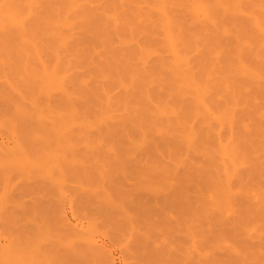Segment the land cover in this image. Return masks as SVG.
Here are the masks:
<instances>
[{
    "label": "rangeland",
    "instance_id": "obj_1",
    "mask_svg": "<svg viewBox=\"0 0 264 264\" xmlns=\"http://www.w3.org/2000/svg\"><path fill=\"white\" fill-rule=\"evenodd\" d=\"M3 1L0 264H264V0Z\"/></svg>",
    "mask_w": 264,
    "mask_h": 264
},
{
    "label": "bare ground",
    "instance_id": "obj_2",
    "mask_svg": "<svg viewBox=\"0 0 264 264\" xmlns=\"http://www.w3.org/2000/svg\"><path fill=\"white\" fill-rule=\"evenodd\" d=\"M0 1H1V0H0ZM2 1H3V0H2ZM4 1H5V0H4ZM4 1H3V2H4ZM8 1H9V0H8ZM14 1H15V0H14ZM70 1L73 2V0H70ZM78 1H80V0H78ZM78 1H77V2H78ZM161 1H163V0H160V2H161ZM10 2H11V1H10ZM30 2H31V1H30ZM30 2H26V3L29 4ZM33 2L36 3L37 1H33ZM158 2H159V1H158ZM160 2H159V3H160ZM8 3H9V2H8ZM35 3H34V4H35ZM159 3H158V4H159ZM163 3H164V2H163ZM198 3H199V2H198ZM1 4H2V3H1ZM13 4H14V3H13ZM13 4H12V5H13ZM75 4H76V3H75ZM161 4H162V3H161ZM200 4H201V2H200ZM200 4H199V6H200ZM25 5H26V4H25ZM29 5H30L29 10H30V9H31V5H32V3L29 4ZM68 5H69V4H68ZM76 5H77V4H76ZM194 5H195V4H194ZM194 5H193V6H194ZM202 5H203V4H202ZM202 5H201V6H202ZM26 6H27V5H26ZM34 6H35V5H34ZM69 6H70V5H69ZM71 6H72V5H71ZM159 6H160V5H159ZM197 6H198V4H197ZM16 7H17V6H16ZM28 7H29V6H28ZM36 7H37V6H36ZM204 7H205V6L203 5L202 8H204ZM14 8H15V7H14ZM24 8H25V7H24ZM70 8H71V7H70ZM72 8H74V7H72ZM202 8H201V10H202ZM205 8H206V7H205ZM205 8H204V9H205ZM20 9H21V7L19 8V10H20ZM27 9H28V8H27ZM32 9H33V8H32ZM159 9H160V8L158 7V11H159ZM206 9H207V8H206ZM17 10H18V9H17ZM21 10H22V9H21ZM161 10L164 11L163 9H161ZM13 11H14V10H13ZM13 11H12V9L8 8V6H7V7H6V6L4 7V5H3V6L0 5V14H1L0 16H1V18H3V22H4L5 20H6V21L8 20L9 22H11V24H12V22H13V23L15 22V24H18V23L20 24V22H22V20L24 19L23 17L27 15V14H25L23 17H21L22 20L19 21V18H20V17H16V15H15V13H14ZM202 11H203V10H202ZM202 11H201V12H202ZM206 11H207V10L203 11V13H204V12L206 13ZM1 12H3V13H1ZM15 12H16V11H15ZM31 12H32V11H31ZM209 12H210V11H209ZM16 13H18V11H17ZM23 13H25V12H23ZM26 13H27V12H26ZM161 13H163V12H160V15H162ZM164 13H165V12H164ZM164 13H163V14H164ZM203 13H202V14H203ZM205 13H204L205 17H206V15L208 16V14H205ZM207 13H208V12H207ZM3 15H4V16H3ZM21 16H22V15H21ZM29 16H30V15H29ZM162 16H164V15H162ZM162 16H161V17H162ZM165 17H167V16H165ZM1 18H0V19H1ZM21 18H20V19H21ZM25 18H26V17H25ZM206 18H207V17H206ZM4 19H5V20H4ZM64 19H65V18H63V20H64ZM163 19L165 20L164 17H163ZM163 19H162V20H163ZM24 20H25V19H24ZM68 20H69V19H68ZM8 21H7V22H8ZM3 22H2V19H1L0 24L3 23ZM59 22H60V21H59ZM62 22H63V21H62ZM62 22H61V23H62ZM168 22H169V21H168ZM4 23H5V22H4ZM64 23L66 24V22H64ZM69 23H70V21H69ZM71 23H72V22H71ZM166 23H167V21H166ZM9 24H10V23H9ZM9 24H8V26H9ZM11 24H10V26H11ZM19 24H18V25H19ZM58 24H60V23H58ZM167 24H168V23H167ZM167 24H166L165 27H167ZM1 25L4 26L3 24H1ZM12 25H13V24H12ZM66 25L68 26L69 24H66ZM74 25H75V24H74ZM163 25H165V24L163 23ZM168 25H170V24H168ZM16 26H17V25H15V27H16ZM24 26H25V25H24ZM60 26H61V24H60ZM62 26H64L63 23H62ZM12 27H13V26H12ZM68 28H69V27H68ZM14 29H16V28H14ZM19 29H23V27H21V25H20V28H19ZM19 29H18V30H19ZM8 30H9V29H8ZM16 30H17V29H16ZM19 31H20V30H19ZM27 31H28V30H27ZM25 33H26V32H25ZM263 33H264V32H263ZM168 36H172V34H171V35L168 34ZM60 39H61V38H60ZM167 39H168V41H169V38H168V37H167ZM170 39L173 40L172 37H171ZM63 41H64V38H63ZM171 42H172V41H171ZM171 42H170V43H171ZM171 44H172L171 46H174V45H175V44H173V43H171ZM169 46H170V45H169ZM169 48H170V47H169ZM173 48H174V47H173ZM140 49H142V48H140ZM145 50H146V49H144L143 51L145 52ZM176 50H178V49H176ZM146 51H149V50H146ZM170 51H172V50H170ZM140 52H141V51H140ZM173 52H174V51H173ZM175 52H176V51H175ZM145 53H146V52H145ZM142 54H144V53H142ZM173 54L175 55V53H173ZM177 55H180V54L178 53ZM177 55H175V56H177ZM175 58H176V57H175ZM177 59H178V56H177ZM187 59H188V58H187ZM173 60H175V59L173 58ZM178 60H179V59H178ZM184 60H185V59H183V61H184ZM175 61H177V60H175ZM178 62H179V61H178ZM178 62H176V64H174L175 62L173 63V64L175 65L174 68L176 69V71L178 70L177 68L179 67V66H177V64L179 65ZM187 62H188V61H187ZM117 66H118V65H117ZM184 66L186 67V64H185ZM114 67H115V66H113V68H114ZM119 67H120V65L118 66V68H119ZM123 67H124V66H123ZM187 68H189V67H187ZM187 68H186V69H187ZM119 69H120V68H119ZM119 69H118V70H119ZM182 69L184 70L185 68H182ZM124 70H126V68H124ZM132 70H133V69H132ZM135 70H136V69H135ZM173 70H174V69H173ZM104 71H105V70H104ZM106 71H108V70L106 69ZM111 71L113 72L112 69H111ZM111 71H108V72H111ZM179 71H180V69H179ZM189 71H190V69H189ZM129 72H130V71H129ZM184 72H185V71H184ZM104 73H105V72H104ZM182 73H183V71H182ZM186 73H187V72H185V75H186ZM113 74H114V72H113ZM51 75H52V74H51ZM110 75H111V74H110ZM114 75H115V74H114ZM181 75H183V74H181ZM185 75H183V76H185ZM189 75L191 76V73H189L188 76H189ZM47 76H49V75H47ZM111 76H113V75H111ZM178 76H179V75H178ZM47 78H49V77H47ZM51 78H52V77H51ZM115 78H116V77H115ZM118 78H119V77H118ZM185 78H186V80H188L187 75L185 76ZM185 78H182V79H185ZM190 78H191V77H190ZM190 78H189V79H190ZM53 79H55V78H53ZM191 79H193V77H192ZM49 80H50V79H49ZM119 80H120V79H119ZM179 80H180V78H179ZM180 81H181V80H180ZM53 82H54V84H55V81H53ZM56 82H57V81H56ZM116 82H117V81H116ZM181 82H182V81H181ZM192 82H193V81L191 80V83H192ZM112 83H113V81H112ZM118 83H119V82H118ZM187 83H188V82H186V84H187ZM191 83H190V84H191ZM52 84H53V83H52ZM183 84H184V82H183ZM190 84L187 85V86H188V87L191 86ZM119 85H120V84H119ZM192 85H194V84H192ZM56 86H57V85H55V87H56ZM179 86H180V82H179ZM183 86H184V85H183ZM187 86H185V87H187ZM58 87H59V85H58ZM58 87H57V88H58ZM180 87H181V86H180ZM201 88H203L202 91L204 92V90H205L204 88H205V87H201ZM61 89H62V87H61ZM0 90H1V89H0ZM196 90H197V89H196ZM63 91H64V90H63ZM63 93H64L65 95H64ZM63 93H62V94H63L64 96H66V93H65V92H63ZM69 93H70V92H69ZM69 93H67V96H68ZM199 93H200V91H199ZM204 93H205V92H204ZM204 93H202V94H204ZM70 95H71V94H70ZM70 95H69L68 97H66V98H69V97L72 98V95H71V96H70ZM198 96L200 97V94H199ZM57 98H58V97H57ZM60 101H61V100H60ZM69 101H70V100H69ZM199 101H201V103L199 104V105H201L202 102H203V100H199ZM60 103H61V102H60ZM69 103H70V102H69ZM201 107H202V106H201ZM71 111H73V110L71 109ZM74 112H75V111H74ZM74 112H73V113H74ZM206 112H207V110H206ZM76 113H77V112H76ZM77 114H78V113H77ZM83 115H84V113H83ZM205 115H207V113H206ZM32 116H33V114H32ZM73 116H74V114H73ZM75 116H76V115H75ZM34 118H35V115H34ZM40 119H41V118H40ZM40 119H39V121H40ZM206 119H207V121H208V118H206ZM39 121H38V123H40ZM36 122H37V121H36ZM42 122H43V121H42ZM43 123H44V122H43ZM86 123H87V122H86ZM83 124H85V123H83ZM207 124H208L207 126H209V129H210V123H209V121H208ZM35 125H36V124H35ZM81 125H82V124H81ZM43 126H44V124H43ZM82 126H83V125H82ZM84 126H85V125H84ZM33 128H34V127H33ZM40 128H41V127H40ZM45 128H46V127H45ZM79 128H80V127H79ZM84 128H85V127H84ZM88 128H89V124H88ZM41 129H42V128H41ZM41 129H40V130H41ZM85 129H86V128H85ZM46 133H47V132H46ZM207 133H208V132H207ZM210 134H211V133H210ZM88 147H89V146H88ZM224 163H225V162H224ZM220 165H222V164L220 163ZM220 165H219V166H220ZM224 166H225V168H226V166H228V165L225 164ZM221 167H223V166H221ZM227 168H228V167H227ZM227 168H226L225 170H227ZM222 169H223V168H222ZM225 170H224V171H225ZM222 171H223V170H222ZM225 172H226V171H225ZM223 173H224V172H223ZM224 174H225V173H224ZM224 174H223V175H224ZM225 175H226V174H225ZM227 175H231V174H227ZM227 175H226V176H227ZM233 175H234V174H233ZM233 175H231V176L233 177ZM231 176H230L229 178H231ZM229 182H230V181H229ZM230 183H231V182H230ZM229 187L231 188V186H229ZM225 188H226V187H225ZM225 188H224V190H225ZM224 190H223V192H224ZM229 190H230V189H228L227 191H229ZM225 192H226V191H225ZM224 195H225V193L223 194V196H224ZM226 195H228L227 192H226ZM228 197H229V196H228ZM65 219H66V218H65ZM65 219H64V221H65ZM66 225H67V223H66ZM68 225H69V224H68ZM71 226H73V225H71ZM67 227H68V226H67ZM70 228L72 229V231H73V229H75V228H72V227H70ZM70 228H68V229H70ZM68 229H66V230H68ZM75 230H76L75 232H77V229H75ZM70 232H71V231H70ZM75 232H73V234H74ZM71 234H72V232L69 233V235H71ZM73 234H72V235H73ZM91 239H92V238H91ZM86 240H87V239H86ZM92 240H93V239H92ZM93 241H94V243H95V240H93ZM84 242H85V241H84ZM89 242H91V244H93V242H92L91 240H90ZM85 243H86V244H84V249L87 248L86 250H88V252L95 253L96 250L98 249V248H97L98 246L95 245L96 243L93 244V245H91V244L88 243L87 241H86ZM87 243H88V244H87ZM89 246H90V247H89ZM85 247H86V248H85ZM94 247H95V250H93ZM88 248H90V249H88ZM98 251H99V250H97L96 253H99ZM100 253H101V252H100ZM92 255H93V254H92ZM94 255H95V254H94ZM95 256H97V254H96Z\"/></svg>",
    "mask_w": 264,
    "mask_h": 264
}]
</instances>
